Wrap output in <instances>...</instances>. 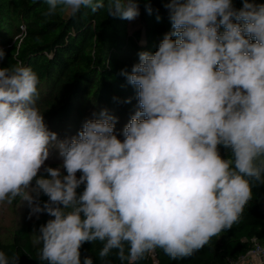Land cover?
<instances>
[{"label":"clouds","instance_id":"obj_1","mask_svg":"<svg viewBox=\"0 0 264 264\" xmlns=\"http://www.w3.org/2000/svg\"><path fill=\"white\" fill-rule=\"evenodd\" d=\"M44 2L46 18L81 8L129 21L140 14L138 0ZM164 7L172 30L120 73L138 96L123 139L105 109L60 140L36 106L38 75L22 63L0 67V204L20 197L29 219L52 217L35 232L42 262L82 264L86 242H100L99 258L114 254L120 264H138L156 248L173 260L189 257L230 230L253 182L264 184V4L168 0ZM146 10L153 12L150 2ZM53 147L57 167L46 165ZM18 261L0 250V264Z\"/></svg>","mask_w":264,"mask_h":264},{"label":"trees","instance_id":"obj_2","mask_svg":"<svg viewBox=\"0 0 264 264\" xmlns=\"http://www.w3.org/2000/svg\"><path fill=\"white\" fill-rule=\"evenodd\" d=\"M138 2L141 23L149 16L161 17L162 22L154 30L155 40L160 42L164 34L172 30L168 11L164 7L168 0ZM149 2L153 9L151 14L146 10ZM233 5L239 9L242 0H234ZM47 7L44 0H18L15 4L0 0V23L11 10L13 14L10 16L15 18L18 29L25 26L20 47L17 45L18 39L13 41L6 38L3 45L9 47L5 51L6 60L0 61V67L17 63L30 67L38 75L39 84L45 81L43 84L47 86L38 88L40 102L47 104L52 116L58 115L59 121H66L76 113L75 100L83 96H92L94 106L99 111L117 105L121 97L131 104L137 89L120 73L121 70L130 72L135 63L125 58L122 51L131 46L137 54L142 51L154 53L158 48L150 50L149 47H140V37L130 35L127 20L108 17L106 10L93 13L90 8H81L75 16L58 12L56 16L46 18L43 13ZM136 32L142 36L141 30ZM2 37L0 35V42ZM92 38L95 46L89 52L86 49ZM63 78L68 81L64 90H56ZM220 153L227 156L223 147ZM82 191L83 186L77 189L78 194ZM47 199L41 194V203ZM263 199L264 184L256 185L253 182L252 199L230 230L212 237L207 245L189 257L173 260L162 249L156 248L138 264H225L229 260H238L253 248L255 242L264 245ZM51 218L41 213L38 218L24 221L9 239L0 238V250L10 257L19 255L18 264H47L40 261L41 246L34 240L35 232ZM101 248L100 242L83 244L80 249L82 264L86 256L92 257L94 264H109V261L110 264H120L114 254L102 261L99 258Z\"/></svg>","mask_w":264,"mask_h":264},{"label":"rangeland","instance_id":"obj_3","mask_svg":"<svg viewBox=\"0 0 264 264\" xmlns=\"http://www.w3.org/2000/svg\"><path fill=\"white\" fill-rule=\"evenodd\" d=\"M13 4H15L18 0H9ZM234 1V0H233ZM257 4H264V0H255ZM10 10V9H9ZM65 14H69V12H64ZM12 11H9V15L4 18V21L0 23V35H3L2 42H0V49L4 52L7 50L9 46L3 45L6 38L12 39L17 41L18 47L21 45L23 31L25 30V26H20L18 29V25L15 22V18L10 16L12 15ZM157 16H149L144 19V23L140 22L139 16L132 21L127 20V25L129 27V32L132 37L139 38V45L142 48L149 47L150 50H154L159 46V40H155V33L154 30L156 26H158L162 20L160 19L157 21ZM137 30L142 31V36L137 35ZM94 38V37H93ZM93 38L90 42H88L87 51L91 52L94 49V42ZM125 58L129 59L133 63L139 62L138 54L135 53V50L131 46H127L125 50L122 51ZM6 60V57L3 61ZM45 81L41 83L43 88H47ZM68 81L63 78L58 85L56 86V90L62 91L65 88V85ZM38 84V88L41 87ZM43 89L42 91H44ZM41 99L38 96L36 100V106L39 108L40 112L44 115L45 123L48 129L52 132H56L58 134V138L60 140L71 139L73 136H76L78 131L81 130L83 123L87 119H98L99 113L101 111L97 110L94 106V102L92 96H83L76 101L77 111L72 117L66 121H59L58 115L52 116L50 113V107L40 102ZM129 102H125L124 98L121 97L120 103L115 106H112L108 109V113L118 118V122L116 123V133L120 139H123L122 131L124 127L129 123L130 118L134 115L135 111L138 108V96L137 92L134 96V99ZM61 163V158L59 157V153L56 148H52L50 150L49 159L46 161V165L57 167ZM66 174V172L64 173ZM80 174L77 173V176ZM29 206L26 201H21L20 197H17L12 204H8L4 202L0 204V238L7 240L9 239L14 230L21 225L24 221L29 219ZM40 215V214H39ZM39 217V216H38ZM37 218V216H32L31 219ZM246 260H241L237 264H245ZM259 264H263L260 262Z\"/></svg>","mask_w":264,"mask_h":264},{"label":"built area","instance_id":"obj_4","mask_svg":"<svg viewBox=\"0 0 264 264\" xmlns=\"http://www.w3.org/2000/svg\"><path fill=\"white\" fill-rule=\"evenodd\" d=\"M262 206L264 208V199ZM264 249V245L255 242L253 248L249 250L245 256H242L238 260H229L225 264H237L241 260H246L245 264H259L260 262L264 263V251H261Z\"/></svg>","mask_w":264,"mask_h":264}]
</instances>
